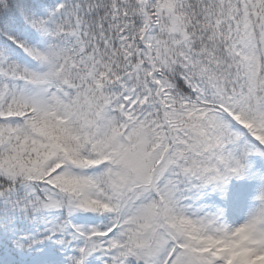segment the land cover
<instances>
[{
  "label": "snow or ice",
  "instance_id": "6c2138e0",
  "mask_svg": "<svg viewBox=\"0 0 264 264\" xmlns=\"http://www.w3.org/2000/svg\"><path fill=\"white\" fill-rule=\"evenodd\" d=\"M0 264H264V0H0Z\"/></svg>",
  "mask_w": 264,
  "mask_h": 264
}]
</instances>
